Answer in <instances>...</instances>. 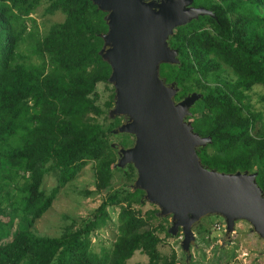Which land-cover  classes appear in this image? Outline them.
<instances>
[{
	"label": "trees",
	"instance_id": "trees-1",
	"mask_svg": "<svg viewBox=\"0 0 264 264\" xmlns=\"http://www.w3.org/2000/svg\"><path fill=\"white\" fill-rule=\"evenodd\" d=\"M40 3L43 14L63 15L44 32L31 17ZM191 5L213 16L173 29L168 45L177 61L160 63L158 75L175 83L174 100L199 93L186 120L210 139L196 148L200 163L223 173L256 172L264 192V0ZM104 16L90 0H0V264H127L135 252L146 256V264H175L162 257L156 228L149 227L166 216L156 208L140 215L133 205L147 201L133 184L112 190L57 236L30 230L86 162L95 163L99 188L109 184L113 170L136 173L131 164L115 165L117 150L109 142L111 129L126 117L112 115L106 125L94 119L108 116L94 90L98 82L110 83V66L99 55ZM253 86L262 90L263 108L249 103ZM48 174L55 184L45 190ZM109 205L118 208L115 237L94 251L91 237L110 218ZM158 226L164 237L172 236Z\"/></svg>",
	"mask_w": 264,
	"mask_h": 264
},
{
	"label": "water",
	"instance_id": "water-1",
	"mask_svg": "<svg viewBox=\"0 0 264 264\" xmlns=\"http://www.w3.org/2000/svg\"><path fill=\"white\" fill-rule=\"evenodd\" d=\"M90 1L105 12L107 28L101 34L99 55L110 66L107 80L114 92L110 114L126 117L110 132L133 137L131 146L116 147L115 165L133 166V186L156 205L159 215L170 218L167 232L182 234L184 253L193 241L191 226L208 214L223 219L225 235L235 221L247 222L264 250V192L255 182L256 172L223 173L204 167L196 148L210 139L193 132L186 120L199 93L174 100L175 83L165 84L158 75L160 63L177 61L175 49L168 45L173 29L213 14L192 6V0Z\"/></svg>",
	"mask_w": 264,
	"mask_h": 264
},
{
	"label": "rangeland",
	"instance_id": "rangeland-1",
	"mask_svg": "<svg viewBox=\"0 0 264 264\" xmlns=\"http://www.w3.org/2000/svg\"><path fill=\"white\" fill-rule=\"evenodd\" d=\"M43 7L44 3H40L36 8V12L31 14L39 32H44L51 23L60 22L63 19L60 12L51 15L43 14ZM94 90L97 95L96 102L102 109L108 110L107 115L109 116H107V119H103L104 114H102L94 117V119L106 125L114 118L110 114L113 101H111L108 108L105 106V103L113 94L112 84L98 82ZM248 93L250 95V105L255 109L263 108L262 102L259 100L262 93L260 87L253 86ZM123 122L125 121L120 118L118 125ZM109 142L115 150L117 146L127 148L131 146L133 137L130 134L111 133ZM117 159L118 155L116 153L114 163L117 162ZM94 164L93 161L86 162L74 178L60 188L49 208L30 227L31 232L37 235L57 236L66 226L75 225L79 220L90 214L112 190H129L135 180L136 173L132 171L126 170V173H123L120 170H113L109 184L105 188H99L96 186L97 179ZM125 167L126 165L121 168L124 169ZM54 184L55 178L53 175L44 176L42 185L45 190H48ZM133 208L140 210V215H144L147 210L157 209L155 204L153 206L148 202L143 205H133ZM106 209L110 218L103 226L95 230L91 237L94 251H98L100 246L109 247L115 237V216L118 208L115 205H109ZM158 223L168 228L170 218L166 216V222L152 219L149 225V227L155 226L156 228L155 232L161 242L159 249L162 257L166 258L165 261L173 260L175 264H264L263 241L251 230L250 225L243 220L235 221L233 230L225 235L224 221L220 216L208 214L201 217L191 226L194 237L187 253H184L180 248L182 234L178 232V235L164 237L163 232L159 230ZM146 262L145 255L135 252L127 261V264H146Z\"/></svg>",
	"mask_w": 264,
	"mask_h": 264
},
{
	"label": "flooded vegetation",
	"instance_id": "flooded-vegetation-1",
	"mask_svg": "<svg viewBox=\"0 0 264 264\" xmlns=\"http://www.w3.org/2000/svg\"><path fill=\"white\" fill-rule=\"evenodd\" d=\"M155 2H158V0H154Z\"/></svg>",
	"mask_w": 264,
	"mask_h": 264
},
{
	"label": "built area",
	"instance_id": "built-area-1",
	"mask_svg": "<svg viewBox=\"0 0 264 264\" xmlns=\"http://www.w3.org/2000/svg\"><path fill=\"white\" fill-rule=\"evenodd\" d=\"M218 227V226H217Z\"/></svg>",
	"mask_w": 264,
	"mask_h": 264
}]
</instances>
